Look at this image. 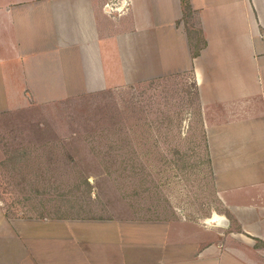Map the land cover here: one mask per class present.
<instances>
[{"label": "crops", "instance_id": "obj_1", "mask_svg": "<svg viewBox=\"0 0 264 264\" xmlns=\"http://www.w3.org/2000/svg\"><path fill=\"white\" fill-rule=\"evenodd\" d=\"M111 1L0 0V111L26 87L93 91L189 70L226 211L41 219L0 206V264H264V0H188L194 36L182 0Z\"/></svg>", "mask_w": 264, "mask_h": 264}, {"label": "rangeland", "instance_id": "obj_2", "mask_svg": "<svg viewBox=\"0 0 264 264\" xmlns=\"http://www.w3.org/2000/svg\"><path fill=\"white\" fill-rule=\"evenodd\" d=\"M193 20L190 11L185 21L194 36ZM113 81L93 91L59 86L47 95L26 87L17 100L6 101L0 111V206L9 217L148 220L174 218L179 210L187 220H203L214 210L224 215L192 72ZM255 247L264 250V243Z\"/></svg>", "mask_w": 264, "mask_h": 264}, {"label": "trees", "instance_id": "obj_3", "mask_svg": "<svg viewBox=\"0 0 264 264\" xmlns=\"http://www.w3.org/2000/svg\"><path fill=\"white\" fill-rule=\"evenodd\" d=\"M182 4H183V9H184V16H186V14H188V12H190V7H189V3L188 0H182ZM120 124V123H118ZM116 132V131H114ZM131 152H128L126 155H129ZM210 161V160H209ZM133 167V166H132ZM126 170V169H125ZM86 183L89 185L90 183L88 182V180L86 181ZM7 216H9V214L6 213ZM57 218H61V217H57Z\"/></svg>", "mask_w": 264, "mask_h": 264}, {"label": "water", "instance_id": "obj_4", "mask_svg": "<svg viewBox=\"0 0 264 264\" xmlns=\"http://www.w3.org/2000/svg\"><path fill=\"white\" fill-rule=\"evenodd\" d=\"M216 223L218 224V225H221V226H224V227H228L229 226V220L225 217V216H220L218 219H217V221H216Z\"/></svg>", "mask_w": 264, "mask_h": 264}]
</instances>
